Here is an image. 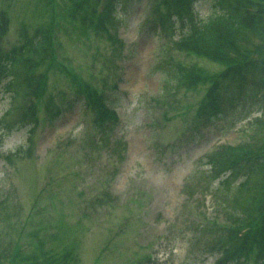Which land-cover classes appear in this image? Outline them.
I'll list each match as a JSON object with an SVG mask.
<instances>
[{"label":"rangeland","instance_id":"1","mask_svg":"<svg viewBox=\"0 0 264 264\" xmlns=\"http://www.w3.org/2000/svg\"><path fill=\"white\" fill-rule=\"evenodd\" d=\"M73 1L0 0L9 19L3 45L29 39L35 28L52 21L56 59L71 71H62L52 60L43 94L32 105L38 122L0 130L2 245L13 246L19 263L35 253L28 234L36 233L48 249L76 247L73 257L56 258L53 264H213L216 254L198 235L211 220L225 218L217 203L220 191L214 188L221 178L207 175L203 155L220 143L243 139V127L260 114L264 99L252 98L249 113L242 112V104L230 106L225 115L196 129L194 110L205 85L198 92L183 87L166 94L171 87L160 69V51L169 39L151 28L155 0H113L118 33L126 46L118 61L121 81L108 94L119 121L101 143L103 149L93 148L97 130L84 104L66 107L53 121L45 115L51 97L75 94L73 76L107 71L108 41L80 26ZM210 1H195L200 16L211 11ZM73 13L76 19H71ZM247 42L264 40L254 32ZM167 60L196 65L209 75L222 69L205 57L174 48ZM4 82L0 80V117L10 107ZM111 179L115 199L110 202L103 193L110 190ZM233 180L236 184L240 178ZM247 264H253V254Z\"/></svg>","mask_w":264,"mask_h":264},{"label":"trees","instance_id":"2","mask_svg":"<svg viewBox=\"0 0 264 264\" xmlns=\"http://www.w3.org/2000/svg\"><path fill=\"white\" fill-rule=\"evenodd\" d=\"M194 2L159 0L156 3L155 0L151 7L155 12L151 28L169 39L160 51L163 54L160 69L171 87L166 94H174L183 87L196 88L198 92L200 85H205L194 110L193 125L197 129L200 123H211L225 115L230 106L242 104V112L249 113L255 102L252 98L260 95L261 100L264 99V42L255 45L247 42L254 32L260 33L264 40V0H211V11L204 17L194 10ZM72 5L77 8L80 26L92 28L108 41L110 48L104 65L107 71L105 75L91 72L87 77L73 76L75 94L68 98L60 92L51 97L45 115L53 121L72 104H84L92 112V125L98 131L91 145L101 150V143L119 119L108 94L117 89L122 77L123 69L118 70V61L125 56L124 41L118 33L113 0H74ZM53 17L55 19L57 14ZM70 17L76 19V14ZM8 24L6 10L2 7L0 80L5 79L3 87L10 96V107L0 117V130L21 127L24 122H38L32 105L43 94L52 60L62 71L71 73L56 59L52 21L46 27L35 28L29 39L6 48L1 41ZM171 48L205 57L222 65V69L209 75L196 65L188 66L177 60L169 63L167 56ZM243 130L245 137L240 141L220 143L203 155L209 167L207 175L212 180L221 178L214 188L220 191L217 203L225 218L223 222L211 220L198 235L205 238L207 250L216 254L213 264H247L252 254L253 264H264V106L259 115L246 122ZM124 150L125 144L121 161ZM232 178L233 181L240 178V181L234 184ZM114 196L111 189L103 193V198L110 202ZM28 239L35 253L19 263L18 252L13 246L2 245L4 240L0 237V264H53L56 258H70L76 252L73 245H63L58 252L48 249L36 233L28 234Z\"/></svg>","mask_w":264,"mask_h":264}]
</instances>
